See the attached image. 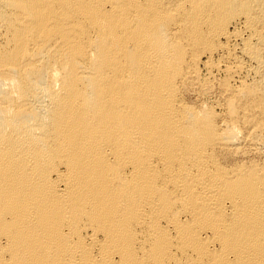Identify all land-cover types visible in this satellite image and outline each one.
Here are the masks:
<instances>
[{
    "label": "bare ground",
    "instance_id": "bare-ground-1",
    "mask_svg": "<svg viewBox=\"0 0 264 264\" xmlns=\"http://www.w3.org/2000/svg\"><path fill=\"white\" fill-rule=\"evenodd\" d=\"M0 264H264V0H0Z\"/></svg>",
    "mask_w": 264,
    "mask_h": 264
}]
</instances>
